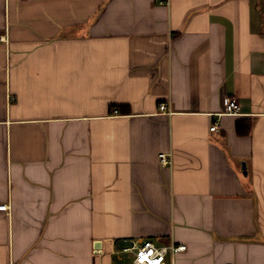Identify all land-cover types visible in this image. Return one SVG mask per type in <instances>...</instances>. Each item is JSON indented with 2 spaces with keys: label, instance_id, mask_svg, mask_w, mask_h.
Here are the masks:
<instances>
[{
  "label": "crops",
  "instance_id": "1",
  "mask_svg": "<svg viewBox=\"0 0 264 264\" xmlns=\"http://www.w3.org/2000/svg\"><path fill=\"white\" fill-rule=\"evenodd\" d=\"M4 205L0 264H264V0H0Z\"/></svg>",
  "mask_w": 264,
  "mask_h": 264
},
{
  "label": "built area",
  "instance_id": "2",
  "mask_svg": "<svg viewBox=\"0 0 264 264\" xmlns=\"http://www.w3.org/2000/svg\"><path fill=\"white\" fill-rule=\"evenodd\" d=\"M162 4H167L162 2ZM161 112L168 113L169 107L167 104H162L160 106ZM240 116L241 107L239 102L235 98H228L225 101L224 112L220 116ZM212 132L218 131L217 125L211 128ZM160 163L163 167L173 166V154H161L159 156ZM10 209L8 206H0V211H7ZM185 246L172 245L170 248H158L150 241L142 240H129L125 239L119 242L117 254L122 257L126 254L134 255V264H174L173 261L170 263L167 259L168 253L175 254L178 252L185 251Z\"/></svg>",
  "mask_w": 264,
  "mask_h": 264
},
{
  "label": "water",
  "instance_id": "3",
  "mask_svg": "<svg viewBox=\"0 0 264 264\" xmlns=\"http://www.w3.org/2000/svg\"><path fill=\"white\" fill-rule=\"evenodd\" d=\"M243 169H244V171H245V175H246V174H247V172H246L245 164H244V166H243Z\"/></svg>",
  "mask_w": 264,
  "mask_h": 264
}]
</instances>
